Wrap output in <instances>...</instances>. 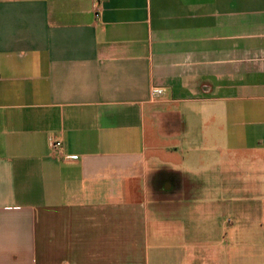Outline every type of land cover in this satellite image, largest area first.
Here are the masks:
<instances>
[{"label":"crops","instance_id":"1","mask_svg":"<svg viewBox=\"0 0 264 264\" xmlns=\"http://www.w3.org/2000/svg\"><path fill=\"white\" fill-rule=\"evenodd\" d=\"M175 255L264 264V0H0V264Z\"/></svg>","mask_w":264,"mask_h":264},{"label":"rangeland","instance_id":"2","mask_svg":"<svg viewBox=\"0 0 264 264\" xmlns=\"http://www.w3.org/2000/svg\"><path fill=\"white\" fill-rule=\"evenodd\" d=\"M186 153V150L185 152H182V153H179V157L181 156H184L185 159L187 160V154ZM181 160V159H180ZM189 160V159H188ZM186 164L182 165L181 168H185ZM239 171L242 173V172H245V174H247L248 172H251L252 170V165H251V161L249 162H246L244 165H240L239 166ZM251 183V182H250ZM228 218H229V222L226 223L224 222V218L220 219V222L218 224V226L220 227V230L223 229V228H226L227 227V230L229 227H232L234 228L236 225H237V217L234 213L232 212H229L228 213ZM197 225H198V222H197ZM161 230L163 231L162 234V242L164 244V254L165 256L170 254L172 255V251H173V246L174 245H177V247H186L185 249V253L188 251V244L189 242H196V240H199V239H204V229L203 227L200 225L197 226V228L194 230L195 232H193V235L191 234L190 236H187V232L189 231L188 230V226H187V223L186 222H179V223H176V224H173L172 225H168L166 223H164V226L161 227ZM224 230V229H223ZM189 235V234H188ZM222 243H223V248H225V242L224 240L222 239V237L220 238V236L217 237ZM228 241H230V239H228ZM175 247V246H174ZM205 244H199V243H195V246L194 248L192 249V252H194L193 254H196L197 256H200V257H203L205 256L207 253H211L212 254V251L215 254H217L215 252V248H213L212 250H210L209 252L205 250ZM263 247V246H262ZM167 259V257H166ZM256 257L254 256L253 258H246L245 261L248 263H253V264H259V263H256ZM171 261V262H170ZM169 261V263H173V261H176V255L174 257H172V259Z\"/></svg>","mask_w":264,"mask_h":264},{"label":"built area","instance_id":"3","mask_svg":"<svg viewBox=\"0 0 264 264\" xmlns=\"http://www.w3.org/2000/svg\"><path fill=\"white\" fill-rule=\"evenodd\" d=\"M98 9H99V7H95V15H98ZM161 93H162L161 89H153V90H151V94L152 95H159ZM59 146H60V142L59 141H55V142L51 143V148L53 150L58 149Z\"/></svg>","mask_w":264,"mask_h":264}]
</instances>
